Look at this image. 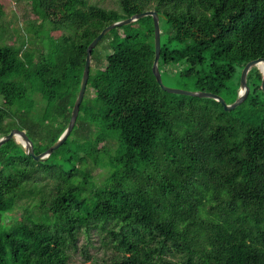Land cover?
Masks as SVG:
<instances>
[{"label":"trees","instance_id":"trees-1","mask_svg":"<svg viewBox=\"0 0 264 264\" xmlns=\"http://www.w3.org/2000/svg\"><path fill=\"white\" fill-rule=\"evenodd\" d=\"M26 1L42 50L24 49L29 35L17 46L0 34V139L24 131L36 155L68 128L88 47L111 24L156 11L163 83L164 71L177 72L227 104L245 66L264 59V0H120L119 10ZM155 58L153 17L111 30L93 51L66 142L41 161L15 138L0 147V264H70L93 232L109 264H264L261 71L226 111L164 91Z\"/></svg>","mask_w":264,"mask_h":264},{"label":"rangeland","instance_id":"rangeland-1","mask_svg":"<svg viewBox=\"0 0 264 264\" xmlns=\"http://www.w3.org/2000/svg\"><path fill=\"white\" fill-rule=\"evenodd\" d=\"M89 2L105 8L120 9V0H89ZM31 6V3L26 0H0V34L4 42L9 45L16 44L17 46L22 45L21 43L25 42L26 36L29 35L31 41L26 42L24 49H34L39 53L42 50V39L41 37H36V30L38 29H33L28 25L36 19ZM37 25H40V22H37ZM51 35L58 38L62 35V32L53 31ZM182 77L184 76H180L177 72L176 74L163 72L164 83L167 88L197 92L195 87L189 82L184 81ZM238 82L239 80L236 78L234 80V88H236ZM102 239L103 237L96 232L92 233L89 240L82 237L80 239L79 250L72 253L70 264H109L111 251L104 246ZM84 248L92 257L91 260H86L83 254Z\"/></svg>","mask_w":264,"mask_h":264},{"label":"water","instance_id":"water-1","mask_svg":"<svg viewBox=\"0 0 264 264\" xmlns=\"http://www.w3.org/2000/svg\"><path fill=\"white\" fill-rule=\"evenodd\" d=\"M149 16L153 17L154 27H155L156 58H155L154 65H153V73L157 79L159 86L164 91L171 93V94H177V95H186V96L199 97V98H210V99L216 100L221 105H223L226 111H233L239 105H241L242 103L246 101L250 93V88L247 83L248 74L254 67H258L262 73L261 88L264 92V71L261 70V67L259 66L261 63L264 64V59H258V60L252 61L245 66V68L242 71V75H241V87L239 91V97L233 104H227L222 97H220L219 95L213 94V93L202 92V91L189 92V91H182V90H175V89L167 88L163 83L162 76H161L159 66H158L160 56H161V31H160L159 14L156 11H145V12L136 14L126 20L109 25L95 38V40L88 47L86 64H85V69H84V74H83V82H82V86H81L78 98L74 105V109L72 112L69 126L55 145L50 147L46 152L40 155H36L34 151L33 141L27 136V134L24 131H21L19 129H14L8 135L0 139V147H2L4 144L9 142L11 139L15 138L18 143L23 145V147L26 150L27 155L30 157H33L36 161H41V160H45L49 158L53 154L54 151L58 150L66 142V140L70 137V135L72 134L75 128V125H76V122L78 120L79 113H80V107L86 95L88 81L90 77L92 54L96 46L100 43L103 37L111 30L123 27L125 25L131 24L144 17H149Z\"/></svg>","mask_w":264,"mask_h":264},{"label":"bare ground","instance_id":"bare-ground-1","mask_svg":"<svg viewBox=\"0 0 264 264\" xmlns=\"http://www.w3.org/2000/svg\"><path fill=\"white\" fill-rule=\"evenodd\" d=\"M260 67H261V70L264 71V64L263 63L260 64Z\"/></svg>","mask_w":264,"mask_h":264}]
</instances>
